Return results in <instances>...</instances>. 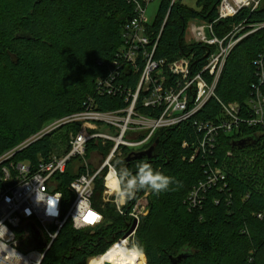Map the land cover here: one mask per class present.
I'll return each instance as SVG.
<instances>
[{"label": "trees", "instance_id": "trees-1", "mask_svg": "<svg viewBox=\"0 0 264 264\" xmlns=\"http://www.w3.org/2000/svg\"><path fill=\"white\" fill-rule=\"evenodd\" d=\"M159 3L157 17L149 25L151 39L159 38L156 59L172 62L195 55L194 70L199 72L211 48L187 44L186 31L194 20L215 22L221 1L198 0V11L177 0ZM135 16V6L126 0H0V156L54 121L86 110L89 99L101 112L128 106L121 94L101 96L95 89L96 82L113 71L123 45L121 32ZM258 23H264V5L256 12L243 9L238 16L217 22L214 29L223 38L242 24L240 37ZM263 49L264 28L234 48L217 86L220 100L234 101L242 111L247 108L257 82L253 62ZM139 79L140 74L127 67L119 84L135 91ZM140 107L144 114H152ZM220 111L219 102L212 99L195 118L216 120ZM248 115L243 112L244 119ZM61 128L78 132L81 125ZM201 139L192 120L183 122L156 132L153 158L127 163L124 157L116 163L117 168L135 173L136 165L146 161L179 182L159 195L150 193V212L141 220L132 243L143 253L139 252L140 264H264V126L243 124L233 133L221 132L216 148L208 154L196 150ZM244 139H251L249 146L235 147ZM52 144V136L45 135L15 159L36 164L51 155ZM88 146V153L108 151L101 145ZM215 168L223 170L225 180L207 189L201 203L193 207L189 195ZM77 176L69 168L62 177L59 189L66 197H72L67 187ZM102 186L103 178L97 179L94 201L104 224L82 231L67 224L43 264H88L129 231L128 218L117 215L110 204L103 207ZM146 191L137 192L128 211Z\"/></svg>", "mask_w": 264, "mask_h": 264}, {"label": "built area", "instance_id": "built-area-1", "mask_svg": "<svg viewBox=\"0 0 264 264\" xmlns=\"http://www.w3.org/2000/svg\"><path fill=\"white\" fill-rule=\"evenodd\" d=\"M126 1L135 6L136 16L121 32L123 45L120 46L113 61V71L106 79H99L96 82L95 90L101 96L107 97L119 93L128 106L115 112H101L96 109L93 100L89 99L86 110L54 121L37 135L0 156V224L7 229L4 237L5 229L0 226V264H43L60 230L67 224L73 227L72 221L78 214V205L85 226L80 229L73 227V230L100 228L105 218L94 201L97 179L104 176L108 185L113 165L124 157L149 150L154 145L153 138L158 130L173 128L192 120L198 133L202 134L196 150L208 154L216 148L221 132L233 133L243 124L264 126V49L253 62L257 82L252 85L247 108L242 111L238 103L228 106L216 94L226 62L234 48L247 35L263 29L264 23L251 25V30L240 37L237 35L245 29L242 24L233 27V30L223 38L219 37L214 29L217 22L234 18L243 9L256 12L264 5V0H220L218 19L215 22H199L192 26L193 43L211 48L206 56V64L199 72L194 70L195 55L172 62L156 59L159 38L153 40L149 36L150 23L146 18L147 6L153 0ZM127 67H131L133 73L140 74L135 91L119 84ZM212 99L219 102L221 117L211 121L196 119L195 117ZM139 107L150 110L152 114H144ZM243 112L249 113V117L244 119ZM119 113H122L124 118H119ZM69 124H80L81 128L78 132H71L68 150L63 155L40 158L36 164L15 159L19 152L35 141ZM102 125L106 128H100ZM92 143L108 149L107 152L105 150L92 152L100 162L96 169H91L85 160L88 145ZM108 145H111L110 148ZM186 146L187 143H184V147ZM194 158L195 156L191 160ZM74 160L79 162V166L73 167ZM69 168L78 175L67 187L72 197H66L59 189L62 177ZM81 169H84L83 173H79ZM223 180H225L223 170L213 169L208 174L206 182H201L190 194V204L196 207L201 203L202 194ZM103 197L105 202L112 201L115 189L106 186ZM140 198L137 201L141 200ZM137 201L132 208L134 212L137 211L135 209ZM124 206L119 209L123 215ZM129 214L133 218V223L138 222V229L140 224L138 215ZM30 229L39 232L46 247L25 248L24 243L32 234ZM136 231L128 238L124 236L119 239L112 247L127 242L128 247L137 248L132 245ZM107 252L90 258L88 264Z\"/></svg>", "mask_w": 264, "mask_h": 264}, {"label": "clouds", "instance_id": "clouds-1", "mask_svg": "<svg viewBox=\"0 0 264 264\" xmlns=\"http://www.w3.org/2000/svg\"><path fill=\"white\" fill-rule=\"evenodd\" d=\"M120 162L117 161V164ZM112 177V187L115 189V203L119 210L128 200L135 197L136 193L142 190H150L152 193L159 195L170 189V186L179 182L174 178L165 175L161 171L155 170L153 166L142 161L136 165L135 173L127 167L117 168L116 165L110 169ZM79 221V223L77 222ZM73 227L80 229L85 226L83 217L80 214L78 205V214L73 217ZM5 229L3 236L6 237L7 229L3 224H0ZM129 256L126 255L121 264H128Z\"/></svg>", "mask_w": 264, "mask_h": 264}, {"label": "rangeland", "instance_id": "rangeland-1", "mask_svg": "<svg viewBox=\"0 0 264 264\" xmlns=\"http://www.w3.org/2000/svg\"><path fill=\"white\" fill-rule=\"evenodd\" d=\"M178 3H181L183 6L189 8V9H192V10H195V11H198L199 10V7H198V0H177ZM160 0H153L151 3H149V5L147 6V10H146V18L148 19L149 23H153L155 21V18L157 17V14H158V10H159V5H160ZM201 23V22H200ZM199 24V22H197L196 20L192 21L189 23V26H188V29L186 31V35H185V40H186V43L189 44V43H193V34H192V26L193 25H197ZM225 103V102H224ZM228 106L229 105H233V104H236V102H230V103H226ZM122 113H119L118 116L119 118H124V116L121 115ZM48 126V125H47ZM100 128H106L105 126L102 125V127ZM66 129L67 128H62L61 130H58L56 132H53L52 134H50L52 136V151H51V155H63L65 153V148H67V141L70 137V134L72 131H67L66 132ZM54 134V135H53ZM90 168H98L100 166V162L98 160V157L95 156V154H92L91 153H88L87 151V156H86V159ZM79 166V162L77 160H74V164H73V167H77ZM103 178V194H102V200H104V191L106 189V186L107 183H106V180L104 178V176L102 177ZM150 193L151 191L150 190H147L140 198L141 200L137 201L136 203V206H135V209H137L136 212H134L133 210H127L128 207L131 206V203L133 202V198L128 200L125 204L123 208V212H124V215L120 213V211L117 209L116 207V203H115V199L116 197H113L110 201V202H105L103 201V207L106 205V204H110L112 206L115 207V213L117 215H120V216H124L125 218H128V220L130 221L131 225L133 224V218L130 216L129 213H135L136 215H138V218L141 222V220L146 217L149 212H150ZM137 195V193H136ZM190 196V195H189ZM134 206V205H133ZM132 206V208H133ZM105 218V217H104ZM105 220V219H104ZM130 225V227H131ZM138 230V229H137ZM137 233V231H136ZM135 238H136V234L134 235L133 239H132V243L135 242ZM133 248V247H132ZM138 250V248H136ZM139 251V250H138ZM140 252V251H139ZM142 255L143 253L140 252ZM145 256V255H144ZM146 258V257H145ZM147 262V260H146ZM148 264V263H147Z\"/></svg>", "mask_w": 264, "mask_h": 264}, {"label": "water", "instance_id": "water-1", "mask_svg": "<svg viewBox=\"0 0 264 264\" xmlns=\"http://www.w3.org/2000/svg\"><path fill=\"white\" fill-rule=\"evenodd\" d=\"M250 141H251V139L240 140V141L235 143V147L243 148V147L249 146V144L251 143ZM157 145H158V141L155 142V144L149 150L130 155L129 157L126 158L125 161L127 163H130L131 161L138 160V159L144 158V157L151 159L155 155V150H156ZM137 226H138V222L134 221L133 225L130 227V230L126 233L125 238H128L130 235H132L136 231ZM30 232L32 234L28 238V240L24 243L25 248L31 247L34 249H43L44 247H46V245H44V242L40 238L39 232H37L36 229H30ZM174 262H176V261H174Z\"/></svg>", "mask_w": 264, "mask_h": 264}, {"label": "bare ground", "instance_id": "bare-ground-1", "mask_svg": "<svg viewBox=\"0 0 264 264\" xmlns=\"http://www.w3.org/2000/svg\"><path fill=\"white\" fill-rule=\"evenodd\" d=\"M112 184V177H110L108 186L112 187ZM126 255L129 256L128 264H140L139 251L136 248L128 247L127 242L112 247L107 254L93 260L90 264H121Z\"/></svg>", "mask_w": 264, "mask_h": 264}]
</instances>
